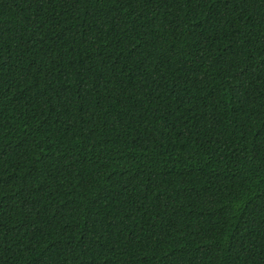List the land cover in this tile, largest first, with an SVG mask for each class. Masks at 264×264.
Returning <instances> with one entry per match:
<instances>
[{"label":"trees","instance_id":"trees-1","mask_svg":"<svg viewBox=\"0 0 264 264\" xmlns=\"http://www.w3.org/2000/svg\"><path fill=\"white\" fill-rule=\"evenodd\" d=\"M0 264H264V0H0Z\"/></svg>","mask_w":264,"mask_h":264}]
</instances>
